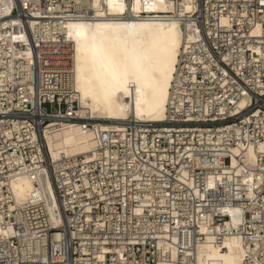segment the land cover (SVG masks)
<instances>
[{
  "label": "built area",
  "instance_id": "2783aa9c",
  "mask_svg": "<svg viewBox=\"0 0 264 264\" xmlns=\"http://www.w3.org/2000/svg\"><path fill=\"white\" fill-rule=\"evenodd\" d=\"M160 14L195 34L165 120L108 124L78 102L67 36L96 16L74 0H0V264H197L226 238L264 264V0ZM74 122L93 147L52 157L45 133ZM22 177L35 186L20 201Z\"/></svg>",
  "mask_w": 264,
  "mask_h": 264
},
{
  "label": "bare ground",
  "instance_id": "6f19581e",
  "mask_svg": "<svg viewBox=\"0 0 264 264\" xmlns=\"http://www.w3.org/2000/svg\"><path fill=\"white\" fill-rule=\"evenodd\" d=\"M77 9L95 18L66 23L74 48V82L78 102L108 124L127 118L162 122L178 55L186 40L195 37L189 24L167 19L160 13L192 12L195 0H74ZM31 21V25H34ZM106 124V125H108ZM49 153L78 154L94 141L77 123H65L46 132ZM233 166L236 161L233 160ZM46 207H57L49 179L41 178ZM35 184L22 177L12 183L18 200H24ZM236 222V221H235ZM249 244L226 238L221 246L211 243L198 249L197 264H243Z\"/></svg>",
  "mask_w": 264,
  "mask_h": 264
}]
</instances>
